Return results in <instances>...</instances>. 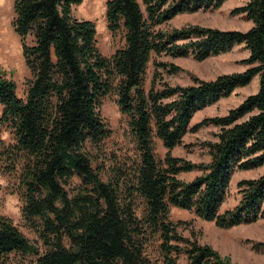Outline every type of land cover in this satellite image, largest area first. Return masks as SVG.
<instances>
[{
	"label": "trees",
	"instance_id": "obj_1",
	"mask_svg": "<svg viewBox=\"0 0 264 264\" xmlns=\"http://www.w3.org/2000/svg\"><path fill=\"white\" fill-rule=\"evenodd\" d=\"M82 1L14 0L13 26L31 77L20 97L16 82L0 68V123L15 140L5 143L0 129V170L18 179L22 217L38 243L0 214V264H14L15 256L29 264H156L154 254L164 264H234L184 236L171 209L193 211L221 228L264 218V174L240 180L238 204L220 212L234 172L264 166V0L235 8L252 22L246 31L162 27L179 14L217 9L227 0H108V28L124 39L110 57L97 45L95 23L74 14ZM237 45L249 52L244 71L161 87L156 71L150 89L144 87L153 54L203 61ZM256 76L257 92L226 115L190 126L197 111ZM111 93L127 116L136 157L104 179L92 151L110 135L99 110ZM209 124L220 128L217 141L205 144L209 163L171 154L189 131ZM155 137L168 150L163 159ZM195 169L202 173L192 181L178 177Z\"/></svg>",
	"mask_w": 264,
	"mask_h": 264
},
{
	"label": "rangeland",
	"instance_id": "obj_2",
	"mask_svg": "<svg viewBox=\"0 0 264 264\" xmlns=\"http://www.w3.org/2000/svg\"><path fill=\"white\" fill-rule=\"evenodd\" d=\"M108 0H83L74 6V14L81 19L92 20L97 30V45L101 53L110 57L118 48L124 45L122 34L113 36L108 28L106 7ZM142 3V0H138ZM250 0H227L217 9L199 10L194 13H183L163 24V28L172 30L187 25H200L220 29H235L246 31L252 27V22L242 14L233 13L238 6L245 5ZM144 8V6H143ZM15 17L14 0H0V68L6 76L12 78L17 85V93L23 97L27 81L31 77L22 51V42L16 33L13 20ZM249 56L244 45H237L231 51L211 56L198 61L192 55L173 57L170 55L153 54L144 79V87L149 90L156 71L159 76L156 86L162 83L170 85H190L195 78L212 80L224 73L241 72L248 68L243 62ZM162 62L166 66H158ZM157 67V69H156ZM173 69V71H169ZM259 89V76L253 78L250 84L239 87L228 97L222 98L195 113L190 126L194 127L204 119L215 116H224L231 108L238 106L248 95ZM3 106L0 104V118ZM100 114L110 129V135L103 141L100 148L93 150L94 167L104 179H108L111 169L117 164H123L129 158L136 157L135 143L130 132L127 116L124 115L117 103V95L111 93L103 98ZM1 138L5 143H14V135L10 129L0 123ZM220 128L213 124L201 125L198 129L189 131L180 145L176 146L171 154L197 164H206L211 161L207 142L217 141ZM155 151L159 159L167 153L162 141L155 137ZM201 170L181 172L178 177L185 181H192L201 175ZM264 174V166L252 170H236L227 190V196L220 212L234 208L240 198L239 181L242 179L257 178ZM18 179L15 176L5 175L0 170V214L13 220L22 233L33 243H38V237L29 229L22 217V198L15 186ZM171 219L179 224L178 230L188 237L197 239L202 244H208L217 250L221 256L229 258L234 264H264V218L249 224H240L231 228H221L214 221L199 218L193 211L173 207ZM156 264H164L161 259ZM24 256H15L14 264H29Z\"/></svg>",
	"mask_w": 264,
	"mask_h": 264
}]
</instances>
